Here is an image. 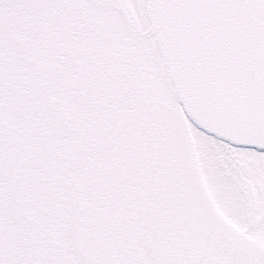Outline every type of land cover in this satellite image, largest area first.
I'll return each instance as SVG.
<instances>
[{
    "label": "snow or ice",
    "instance_id": "1",
    "mask_svg": "<svg viewBox=\"0 0 264 264\" xmlns=\"http://www.w3.org/2000/svg\"><path fill=\"white\" fill-rule=\"evenodd\" d=\"M0 264H264V0H0Z\"/></svg>",
    "mask_w": 264,
    "mask_h": 264
}]
</instances>
